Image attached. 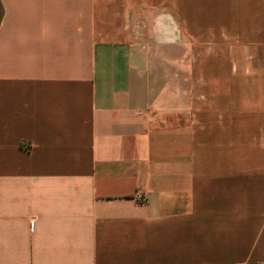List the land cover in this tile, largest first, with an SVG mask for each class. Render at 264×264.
Segmentation results:
<instances>
[{
    "label": "crops",
    "instance_id": "0c3cea01",
    "mask_svg": "<svg viewBox=\"0 0 264 264\" xmlns=\"http://www.w3.org/2000/svg\"><path fill=\"white\" fill-rule=\"evenodd\" d=\"M0 264H264V0H0Z\"/></svg>",
    "mask_w": 264,
    "mask_h": 264
},
{
    "label": "rangeland",
    "instance_id": "374dc122",
    "mask_svg": "<svg viewBox=\"0 0 264 264\" xmlns=\"http://www.w3.org/2000/svg\"><path fill=\"white\" fill-rule=\"evenodd\" d=\"M247 99L249 101H252L250 99H253L255 97V89H254V75L253 74H248L247 75ZM245 91V92H246ZM238 92L236 91V93L234 94V91L231 92V97H238ZM248 110H253V106H248L247 107Z\"/></svg>",
    "mask_w": 264,
    "mask_h": 264
}]
</instances>
